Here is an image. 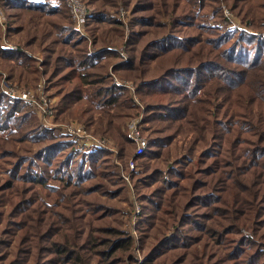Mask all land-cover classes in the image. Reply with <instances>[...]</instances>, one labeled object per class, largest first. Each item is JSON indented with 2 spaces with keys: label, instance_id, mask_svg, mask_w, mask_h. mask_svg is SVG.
<instances>
[{
  "label": "trees",
  "instance_id": "trees-1",
  "mask_svg": "<svg viewBox=\"0 0 264 264\" xmlns=\"http://www.w3.org/2000/svg\"><path fill=\"white\" fill-rule=\"evenodd\" d=\"M1 1L9 25L4 35L0 25V67L22 82L45 78L60 96L58 116L117 139L119 152L77 146L0 88L1 186L23 219L10 224L18 231L1 230L12 237H0V264L136 262L120 202L136 151L127 120L140 114L148 141L132 172L142 187L140 264H264V138L254 137L264 135V0H107L113 10L89 8L90 49L64 0ZM246 2L263 29L251 21L239 32L226 18L223 3L234 12ZM128 8L123 40L118 13ZM103 22L112 27L97 33ZM13 141L34 146L17 152Z\"/></svg>",
  "mask_w": 264,
  "mask_h": 264
},
{
  "label": "rangeland",
  "instance_id": "rangeland-1",
  "mask_svg": "<svg viewBox=\"0 0 264 264\" xmlns=\"http://www.w3.org/2000/svg\"><path fill=\"white\" fill-rule=\"evenodd\" d=\"M82 2L87 7L88 10H89V8H91V9L94 8V9H99V10H103V9H106V10H111L112 9L113 10V7L109 6V3H106L107 0H82ZM253 3L254 2L240 3L238 5L239 9L234 10V12L230 11L229 8L227 7V5L225 3H223V5H224L223 7H225L224 8V14H225L226 18L232 24L234 29H236V30H238L240 32V30L246 29L245 24L247 22H251V21H252L251 22L252 23L251 27L253 26L252 28L263 29V28L259 27V21H260L261 18H259V17H257L255 15V7H254ZM261 4H262V2H261ZM20 12H24V11H20ZM118 14H119V17L122 18V20L125 22L126 27H127L126 36L123 38V40H125L127 38V36L132 31L131 27L128 24V20L132 17V12H131L130 8H128V11H126L125 9H122V10H120V12ZM6 15H7V13H6ZM6 15H5L4 9L2 7V1L0 0V25L2 27L1 30L3 32V35H4V32H6V29H7L8 25H9V18H8V16L6 17ZM35 16L36 15L26 16V19H30L31 18V19H33V22L39 21L38 18L35 17ZM65 21H67V20H65ZM68 21H72L73 22L72 17H71V19H68ZM215 21L218 24H226V22L221 21V20H214V22ZM253 22H255V23L253 24ZM18 23L19 24L20 23L23 24V27H32V24L29 23V21H27L25 19L18 20ZM86 27L87 26H85V28ZM99 27H102V28L100 30L98 29L97 33L101 34V31H102V29L104 27L109 28V27H112V26L109 23L103 22V23H101L99 25ZM136 28H141V27H136ZM178 29H181V30H178V31H179V34L183 35V36L187 35L186 33H197L196 35H199V33L195 32L193 30V28H191V27H180V28L178 27ZM82 36H84V37H86L88 39V42H89L88 48L89 49L92 48L91 47L92 37L87 32V28H86V34H84ZM2 37H4V36H2ZM18 37L19 36H15L14 37L15 40L13 38H12V40L10 39L11 42H14V41L18 42L19 41ZM4 41L2 42L3 44H4ZM117 45H118V47H122L121 44H117ZM53 48L58 49V52L60 51V49L57 48V47H53ZM68 49L72 50L70 48H68ZM47 55H48V52L41 51V52L37 53L36 57H37L38 61L35 62V64L39 65L40 69H43L44 66H41V63L43 62V59H46ZM220 61H222V63L226 62L222 58L220 59ZM0 72H2V76L0 77V88L1 89L3 88L2 86L10 85V86L18 87L19 89L31 90L33 92H36V89H37L38 86H40V85L43 86L44 95L51 100V102L49 103V107H50V109H52L54 111V116L52 118H49V120L44 121L43 118L40 117L36 107L31 105L35 109L37 115L39 116L40 120L43 123H45L46 125H49V126H53V127H55L54 126L55 124H60V125H62V124H83L88 132H90L92 135H94V136L102 139L103 141H105L109 145V150H111L116 155L118 154L119 147H118L117 139H114L113 137H111L109 135H105L104 137H101L100 135L92 133L86 127V125L84 123L79 122V121H81V119H79V118L73 117V118H69V119H66V118L62 119L61 116H58V113H57L56 109L54 108V105L59 103L60 96L55 94L56 93L55 92L56 91L55 88L49 86L50 88H48V90L46 89V86L48 85V82L46 81L45 78L40 77L41 79L39 80V82L37 84H35L32 81L22 82V81H19L18 79L9 78L11 76V72H9V70L7 68H5V67H0ZM15 73H17V72H15ZM123 83H127V85H129V88L131 89V91L134 92L135 85H134L133 81H124ZM133 118H135V119L142 118V120H141L142 128L145 126V124H143V121H144L143 120V118H144L143 114H140V115H138L136 117H133ZM132 119L127 120V124H129V122ZM164 124H165V122H160V123H157L156 125L163 126ZM58 130L61 131L60 127H58ZM128 133H129V130H128ZM145 133L146 132L143 129V135L144 136L146 135ZM65 134H67V133H65ZM192 135H193V133L191 132V133H189V134H187L185 136L186 137L188 136L187 138H189ZM254 137H255V139L256 138L262 139V138H264V135L259 137L258 134H256ZM73 139H74V137H73ZM176 142H178V147H179V144L182 145L183 142H185V139L183 137H179V139L176 140ZM11 145L12 146H8V147H10V149H14L17 152L18 151L22 152L21 149H24V148H27V147H30V146H34V145H29L25 141H13ZM77 146L82 147L79 143H77ZM179 151L181 152L182 150L180 149ZM134 155L131 158H133ZM129 163H130V158H129V161H128V165H129ZM137 169L138 168L136 167V164H135V168H133L132 171H131L130 167H129V170H130L129 172L128 171H124V173H130L131 175L129 174L130 175V181L125 179V181L127 183V192H126L127 198L125 200H121V202H120L122 204V206H123V210H122L121 215H120V218L123 219V222H124L123 223V227H125L129 231L131 230V232L133 233V235L136 238V246H135V250H134L135 251V256H136V262L133 263V264H140L145 258L144 257L145 250L144 249L143 250L140 249L141 242H140L139 238L141 236H140V232L137 229V222L140 219V214L142 212V204H141V202L138 199V194H139V192L141 193L142 190L140 188H142V187L139 186L140 188L139 187L137 188L135 186V181H133V179H132L134 177L132 172H135ZM124 173H123V175H124ZM3 177H5V176L0 175V211H2L3 213H5L7 215V220L3 217L4 220L0 223V237L2 236L3 238H10V237H12L11 235L3 234V233H1V230L5 226H7V227H9L11 232L18 231L17 229H18V226H20V225H10V224L11 223H20V220H23V219L21 218V215L19 213H16V215L13 216V213L11 212V207L7 206V202L6 201L8 200V196H7L8 193L6 191L2 190L3 188L1 186L2 185L1 183L3 182V179H2ZM135 179H137V178H135ZM129 183H131L132 188H130V184ZM14 201H15L14 205H16V202L18 201V199H14ZM131 203L134 205V209L132 208V206H130ZM36 205L39 206V204L37 202H36ZM27 206H28L27 204H23V206H21V208H24V207H27ZM130 210L133 211L132 214L128 213V211H130ZM203 210H204V208H198V211H203ZM242 232H243V235L251 234V232L249 230H247V229H243ZM43 244H45V242H43ZM2 247L3 246L0 245V249Z\"/></svg>",
  "mask_w": 264,
  "mask_h": 264
},
{
  "label": "built area",
  "instance_id": "built-area-1",
  "mask_svg": "<svg viewBox=\"0 0 264 264\" xmlns=\"http://www.w3.org/2000/svg\"><path fill=\"white\" fill-rule=\"evenodd\" d=\"M69 7L72 20L75 28L80 32L81 35L86 34V19L89 14V10L83 4L81 0H64ZM2 90L11 98L24 100L30 105L36 107L40 117L44 121L49 120L54 116V111L50 109L49 103L51 100L44 95L43 86L37 87L36 92L31 90H23L18 87L6 85L2 86ZM142 118H133L129 122V135L136 144L135 155L142 154L147 147V139L143 135V128L141 123ZM55 127L60 129L74 137V139L81 145L86 147L97 146L108 148L109 145L102 139L92 135L87 131L83 124H55ZM129 167L131 171L135 168V161L133 158L130 159ZM130 173H124V178L130 181ZM130 188H132L131 183Z\"/></svg>",
  "mask_w": 264,
  "mask_h": 264
},
{
  "label": "crops",
  "instance_id": "crops-1",
  "mask_svg": "<svg viewBox=\"0 0 264 264\" xmlns=\"http://www.w3.org/2000/svg\"><path fill=\"white\" fill-rule=\"evenodd\" d=\"M108 149H109V147H108Z\"/></svg>",
  "mask_w": 264,
  "mask_h": 264
}]
</instances>
